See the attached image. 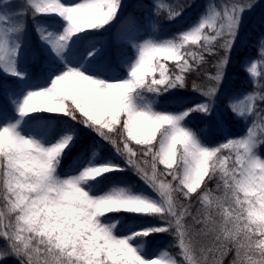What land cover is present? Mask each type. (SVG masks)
Here are the masks:
<instances>
[{
	"label": "snow or ice",
	"instance_id": "obj_1",
	"mask_svg": "<svg viewBox=\"0 0 264 264\" xmlns=\"http://www.w3.org/2000/svg\"><path fill=\"white\" fill-rule=\"evenodd\" d=\"M258 6L206 3L161 38L159 18L175 23L193 5L153 0V34L117 54L121 73L97 34L125 24L123 0H0V262L223 264L234 254L231 264H264V31L258 58L244 61L255 87L224 85ZM217 45L215 74L193 82L203 99L188 106L174 90ZM230 116L244 134L211 144ZM82 131L99 139L78 147ZM157 234L173 242L154 246Z\"/></svg>",
	"mask_w": 264,
	"mask_h": 264
},
{
	"label": "trees",
	"instance_id": "obj_2",
	"mask_svg": "<svg viewBox=\"0 0 264 264\" xmlns=\"http://www.w3.org/2000/svg\"><path fill=\"white\" fill-rule=\"evenodd\" d=\"M179 2L182 4H192L193 7L187 8L184 15L175 23L167 20L164 16H161L156 29L161 38L171 37L175 32L188 26L190 22L197 19L198 15L204 11L206 6V0H179ZM212 2L215 4H221L224 0H212ZM258 4L259 6L255 8V11L248 16V24L244 29V33L241 35L240 40L231 51V59L227 66L224 85L227 89L232 91H247L255 87V85L249 81V76L244 68V61L246 59L258 58V39L261 32L264 31V29L260 26L261 18L264 17V0H258ZM151 5V0H123L122 14L127 17L125 24L121 26L118 23L108 30L97 34V38L107 45V51L112 61L111 66L121 73H123V71L117 64V54L120 52H131V48L127 44L128 39H130L134 33L142 37L153 34V30L151 28L153 17L150 19L147 18V13L152 12ZM17 6H20V0H17ZM31 28L32 26L30 23V32ZM30 42L33 44L36 42L34 32H31ZM192 50L195 51L197 49L193 48ZM223 55V49L219 48V45H217V55H205V60L199 68L188 74L187 88L174 90V94L186 97L190 101L188 106L200 102L203 98L198 93L193 91L192 84L195 82L206 86L210 83L208 76L215 74V65L217 61L223 57ZM168 99H170V97L166 94L160 101L161 106L170 107L166 104ZM218 102L220 107L223 109V100L219 99ZM261 107H264V105H261ZM205 123V117L199 113L193 114L188 121V124L198 132L199 130L205 128ZM80 127L82 128V126ZM225 128H227V131H225ZM225 128L222 132L218 130L209 142L215 145L216 143L221 142L223 138H226V136L236 137L244 134L246 131L245 122L231 116L229 117ZM201 135H203V133H201ZM93 139L99 138L95 137V134L90 131H82V137L79 141L78 147L86 146ZM136 147L138 148L139 146ZM99 151H103L107 154L110 151V146L105 145V147L103 149H99ZM160 169L163 171L162 165L160 166ZM125 179L131 184L137 185L141 188L145 187L143 182L140 181L139 178L131 171L125 174ZM193 203L195 205V201H193ZM193 211H195V206ZM172 242L173 238L167 234H157L154 238V246H158L159 248H164ZM2 243L3 241H0V244ZM170 251L175 253L177 250L172 248ZM233 256L234 254L225 257L223 264H231ZM0 264H2V262H0ZM8 264H16V261L14 259H9Z\"/></svg>",
	"mask_w": 264,
	"mask_h": 264
},
{
	"label": "rangeland",
	"instance_id": "obj_3",
	"mask_svg": "<svg viewBox=\"0 0 264 264\" xmlns=\"http://www.w3.org/2000/svg\"><path fill=\"white\" fill-rule=\"evenodd\" d=\"M151 2H153V0H151ZM211 4V3H213L212 2V0H206V2H205V4ZM151 11H152V9H151ZM147 18L148 19H150V18H152V12H149V13H147ZM192 22H194V21H192ZM192 22H190V24L192 23ZM189 25V24H188ZM148 36H144V37H142V36H139V35H137L136 33H134L131 37H130V39H128V41H127V44L130 46V48H131V43L134 41V40H138L139 38H147ZM132 48H131V52L130 53H127V54H132ZM121 70L123 71V69L121 68ZM246 128V127H245Z\"/></svg>",
	"mask_w": 264,
	"mask_h": 264
}]
</instances>
